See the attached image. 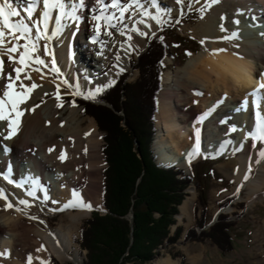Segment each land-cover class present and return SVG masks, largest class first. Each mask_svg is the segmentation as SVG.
<instances>
[{
  "label": "bare ground",
  "instance_id": "6f19581e",
  "mask_svg": "<svg viewBox=\"0 0 264 264\" xmlns=\"http://www.w3.org/2000/svg\"><path fill=\"white\" fill-rule=\"evenodd\" d=\"M206 1L202 0L197 4L202 6ZM2 2L3 0H0V3ZM110 2L111 0H105V3ZM123 2L127 0H122ZM185 2L187 0H184L183 4H186ZM11 3L22 15H27L23 11L25 0H11ZM158 6L159 12L153 9L150 3L146 4L153 15H159L161 19L163 16H168L176 20L179 18L183 5L176 4L175 0H158ZM97 8L96 0H84L83 9L77 13L80 16L79 23L64 21L63 23L68 27L57 39L49 43V49L54 50L62 73L57 83L59 92H57L56 83H51L48 77L52 73L50 68H46V73L33 70L37 66L44 69L39 65L26 68L21 73L20 81H16L17 85L22 81L26 86L35 83L38 87L32 91L27 102L21 105L25 115L22 117L18 133L10 140H3L0 135V149L6 146L11 150L7 155H0V172H5L10 166L12 179L19 180L25 176L38 178L39 184L47 189L50 200L47 204L32 200L25 195L27 186L17 188L15 185L8 184L3 176H0V188L6 190L9 200L15 202L18 199H28L32 205L23 215L12 210L8 213L0 212V215L16 214L17 217L9 227L0 226V252L7 250L9 253L8 258L0 257V264H26V258L30 254L33 256V264H39L37 257L51 264L52 259L49 254L60 262L83 263L79 249H75L73 236L82 223L90 217L92 211L63 212L57 227L50 223V218L46 219L42 216L49 211L45 210V206L49 209L59 207L58 204L51 203V200L64 203L70 199L74 189L79 191L86 202H91L94 210L103 207L101 171L105 163L102 160L103 142L100 130L93 118L82 116L81 109L77 105L72 106L73 103L69 102V97L73 95L69 96L70 94L64 92L62 88L67 86L61 81L67 79L71 84H79L80 90L84 93L94 92L96 88L112 80L116 81L119 68H123V72H126L131 66L130 59L133 54L139 49H146L150 41L154 40L159 33V25L149 20L148 23L152 25L151 30L143 25H137L142 31L148 32L147 37H140L130 31L125 36H121L116 29H108L113 32L111 37L103 35L105 31L103 21L92 19L97 13ZM114 11L116 10L109 9L108 13ZM41 12L42 5H38L34 19ZM239 12L244 14L239 15ZM55 15L57 13L53 12V16ZM132 15L139 18L135 12ZM221 17L226 19L222 20ZM252 19H254L253 22ZM235 20L240 21L239 25L233 23ZM96 23L102 25L99 39L103 41V45L92 43ZM112 23H117L118 29L125 25L130 29L132 19L129 18V13H125L123 25L117 21ZM248 23L253 26L252 29L247 26ZM221 24H224L227 32L220 31ZM263 24L264 0H221L220 3L212 4L208 8L203 19L200 18L194 25L183 29L192 32V35L199 39L200 44L205 38H209V42L202 45L200 51L192 53L183 66L173 71L168 70L164 75L163 82L166 87L159 95L160 107L157 114L159 130L153 147L156 151L155 162H158L159 166H176L185 170L208 155L213 158L229 157L230 162L226 163L224 169L226 171L233 169V177L237 182L235 193L238 188V194L247 189L249 205L264 199V162L259 165L255 163L257 157L256 152L250 147L251 140H245L246 134L255 126L257 108L254 101L259 103V110L264 116V89L260 90L259 97H248L249 104L246 111H237V109L242 107L248 93L258 89L259 78L261 74H264V35H262L264 27L261 26ZM54 27V23L50 24V31ZM231 32H238L239 38L221 43L211 42ZM127 35L132 36L131 41L127 40ZM20 43L24 41L21 40ZM44 43L45 41H40L41 51L35 55L42 56L47 62L51 57L43 56ZM129 43L133 46L131 51L128 50ZM8 46L10 47L11 44ZM101 48H103L102 53ZM206 48L209 50L226 48V53L216 56L228 54L236 57L238 54L244 58L243 60L249 61L254 68L252 85L237 89L230 83L217 82L198 62V57L202 53L209 54ZM16 56L18 57V53ZM117 56L120 57L119 62H117ZM2 59L4 61L3 75L11 74L14 77V69L21 65L9 62L7 56ZM25 74L30 75L31 79H25ZM5 82L4 79H0V93L3 91ZM17 90L23 91L19 87ZM196 91L203 95L194 94ZM57 95L60 97L59 100L56 99ZM58 104L62 106L57 107ZM37 105L34 111H28ZM205 113H208L207 118L202 124L196 125L201 130L200 151L193 154L189 161V153L195 146L193 125ZM233 126L240 130L230 131ZM7 132L6 122H0V133L6 135ZM229 141L232 143H228ZM241 144H243L242 150H237ZM257 147L261 145L258 144ZM49 148H54L55 151L49 153ZM61 152L66 154L63 162L58 159ZM250 163L252 171L249 179L245 181L244 176ZM37 195H43L39 185H37ZM195 198L196 191L191 188L190 195L181 206V213L178 216L180 222L186 217L192 219L190 209ZM3 205L4 202L0 201V208ZM41 245H44L45 251L36 252ZM154 264H179V262L168 257L159 258L154 261Z\"/></svg>",
  "mask_w": 264,
  "mask_h": 264
},
{
  "label": "trees",
  "instance_id": "16d2710c",
  "mask_svg": "<svg viewBox=\"0 0 264 264\" xmlns=\"http://www.w3.org/2000/svg\"><path fill=\"white\" fill-rule=\"evenodd\" d=\"M167 54L166 43L156 39L130 66L139 73L134 82H126L123 74L99 94L98 102L75 98L84 116L92 117L104 132L105 141L102 199L106 211L93 212L80 230V251L87 252L84 264H147L161 248L175 246L184 233L185 241H210L223 254L234 251V223L225 215H219L207 228V196L202 185L184 175L182 169L159 167L154 161L151 147L157 94L163 88L161 64ZM192 184L199 190L197 202L202 211L193 215V228L185 231L178 225L173 230ZM229 202L227 199L222 204ZM171 255L181 257L180 264H187L184 256Z\"/></svg>",
  "mask_w": 264,
  "mask_h": 264
},
{
  "label": "snow or ice",
  "instance_id": "6c2138e0",
  "mask_svg": "<svg viewBox=\"0 0 264 264\" xmlns=\"http://www.w3.org/2000/svg\"><path fill=\"white\" fill-rule=\"evenodd\" d=\"M176 4L183 5L184 0H175ZM221 0H209V2L205 5V7L197 9L200 14V18H204V13L212 6V4H218ZM98 5L97 13L93 15L92 19L94 21H103V28L105 31L103 35H107L111 37L113 32L108 29H116L119 31L121 36H125L128 31L132 33H136L140 37H147L148 32L142 31L137 25H143L145 28L151 30L152 25L148 23L149 20L154 21L158 25H162L164 22L159 15H153L152 12L148 10L146 4H151L153 9H156L159 12L158 0H127V2H123L122 0H111L110 3H105V0H96ZM193 3H200V0H188V10L191 11L193 8ZM38 5H42V12L39 16L34 19V14L36 12V8ZM84 0H25V5L23 11L27 13L26 16L22 15L20 11H18L15 6L11 3V0H3L0 3V79H4L6 82L3 85V91L0 93V122H6V127L8 132L6 135L0 133L2 135L3 140L12 139L19 131L22 123V117L25 115V110L21 109V105H24L29 99L30 94L34 89L38 87L37 84L32 83L30 86H26L21 81L19 85L16 84V81H20L21 73L25 71L26 68H30L32 65H39L44 68H50V71L56 76H61V70L57 64V60L55 57L54 50L49 49V43H51L54 39H57L63 32V30L68 27L67 24L63 23L64 21H74L76 24L79 23L80 16L77 13L83 9ZM109 9H114L116 11L108 13ZM53 12H56L57 15L53 16ZM119 13L118 15L116 13ZM135 12L138 14L139 18H136L132 15ZM125 13H129V18L132 19V26L129 29L127 25L123 28H117V23H112V21H117L119 24H124L125 21ZM170 15V10L168 11ZM239 15H243V12H239ZM183 15V11L181 12ZM221 19H226V17H221ZM181 21L176 20L175 23L179 24ZM55 25V27L50 31V24ZM234 24L239 25L240 21H233ZM102 25L100 23L94 24L95 35L92 37L93 45L100 43L103 45V41L99 39L101 35ZM221 32H227L228 30L225 28L224 24L220 25ZM264 35V33H262ZM238 32H231L229 35L221 37L217 40L211 41L216 43L226 42L233 39H238ZM23 40L24 43H20ZM45 41L43 44V56L51 57L49 61H45V59L40 55H35L36 53L41 51L40 41ZM127 40L131 41L132 36L127 35ZM15 41V43H13ZM209 42V38H205L201 41L202 45H205ZM8 44H11L9 47ZM128 50H133V46L131 43L128 44ZM209 54L212 56L219 55L221 53H226V48H219L216 50H209ZM103 52V48H101V53ZM18 53V57L16 54ZM191 55V53H188ZM7 56L9 62L18 63L21 67H17L14 69L15 76L13 77L11 74L7 76L3 75V64L4 61L2 57ZM237 59L243 60L242 56L236 54ZM117 62H119L120 57H116ZM118 66V64H117ZM37 72L41 71L40 67L33 69ZM124 71L123 68H119V73ZM25 79H31L30 75L25 74ZM43 78V73H42ZM259 87L256 91L250 92L246 95L243 100L242 107L237 109V111H246L248 109V97H259L260 90L264 89V74L260 76ZM65 86L69 89H72L73 95H80L86 100H92L93 102H98V95L107 87H111L115 80L108 82L102 87L96 88L94 92L89 91L88 93H84L80 90L79 84H71L67 79H63L61 81ZM17 87L23 89V91H18ZM57 92H59V85H56ZM194 94L203 95V93L196 91ZM48 95V93H45ZM56 99L59 100V95L56 96ZM255 103L257 111L255 113V126L254 129L249 131L245 140H251V149L256 152L255 163L259 165L261 162H264V116L261 115V111L259 110V103ZM62 105L58 104L57 107H61ZM72 106H76L73 103ZM34 106L32 109H28V111H34ZM208 113L202 114L196 124L193 125L194 128V136H195V146L192 152L189 153V161H191L192 155L196 154L200 151L201 146V130L197 127V124H202L204 120L207 118ZM240 129H237L235 126L231 128L230 131L235 132ZM228 143H232L229 141ZM260 144L261 147H257ZM243 144H241L240 148L237 150H242ZM11 150L3 146V154L7 155ZM49 153L55 151L54 148L48 149ZM86 151V150H85ZM58 159L63 162L66 159V154L61 152L58 156ZM252 171L251 163L249 168L244 176V180L247 181L249 179V175ZM12 169L9 168L5 172H0V176L7 181L8 184L15 185L17 188H24L27 186V190L25 195L32 200H38L42 204H47L50 200L48 191L44 188L43 185L39 184L38 178H32L30 176L21 177L19 180H15L11 178ZM37 185H39V190L43 193L42 196L37 195ZM242 187V186H241ZM239 193V188L237 189V195ZM0 201L4 202L2 208H0V212L8 213L9 210L14 211L17 214H26L25 210L32 205L30 204L28 199H18L15 202L9 200L8 195H6V190L4 188H0ZM51 203L58 204V208H50L49 211L52 212H67V211H93L94 207L91 202H86L80 195L79 191L72 190L71 197L64 203H60L57 200H51ZM31 219H35V217H30ZM43 223V221H41ZM45 251L44 245H41L36 252ZM8 251L5 250L0 252V257L8 258ZM39 260V264H49L48 261L41 259L39 257L36 258ZM26 264H33V256L30 254L26 258Z\"/></svg>",
  "mask_w": 264,
  "mask_h": 264
},
{
  "label": "rangeland",
  "instance_id": "374dc122",
  "mask_svg": "<svg viewBox=\"0 0 264 264\" xmlns=\"http://www.w3.org/2000/svg\"><path fill=\"white\" fill-rule=\"evenodd\" d=\"M200 2H202V0H200ZM208 2L209 0H207L206 3H204L202 6L198 5L197 3H193V8L191 11H189L187 7L188 5V0H187V2H185L186 4H183L182 6L183 15H181L180 13L179 18L176 19V20L181 21L179 24L175 23L176 20L173 18H170L168 16L162 17V20L164 23L162 25H159V28H158L159 33L154 38V40L162 39L163 42L166 43L168 47V54L166 55L167 57L163 60L161 64L162 69H163V73L161 75V78H162L161 82H162L163 88L160 91V93L157 94L158 102H159V105L157 108L158 111L160 107V96L159 95L166 87L165 83L163 82L164 75L168 72V70L173 71L177 67L183 66L186 63V61L190 58L189 57L190 55H188V53H191V54L196 53L200 51L202 48V44H200L199 39L193 36L192 32H189L183 29L185 27L194 25L200 19V14L197 11V9L205 7V5ZM247 26H249V28L251 29L253 27L249 23L247 24ZM145 50L146 49L137 50V52L134 53L130 59V65H133V63L137 60V58L141 54L144 53ZM41 71H43V73L44 72L46 73L47 69L42 68ZM123 73L127 75V79H125V81L128 83H130L131 81L134 82L139 76L138 71L134 69L133 66L130 67L126 72L119 73V76L123 75ZM48 77L51 83L53 82V83H56L57 85L59 76H56V74L51 73L50 76ZM62 89L65 90L64 92L66 94H70L69 96L73 95L72 89H69L68 87L62 88ZM73 96L69 97L70 98L69 102L75 103V105H76V102L74 100L75 98L87 101L80 95H73ZM79 108L81 109V113H82V107H79ZM158 111H157V114H158ZM157 114H156V120H155L156 127H157L156 134L159 130L158 122H157ZM82 116H84L83 113H82ZM86 117H89V116H86ZM99 133L102 137V142H103L101 146L104 147L103 146L105 145L104 132H101L100 130ZM156 134H155V137H156ZM155 137H154L151 148L154 147ZM153 150L155 151V148H153ZM0 155L4 156L3 147L0 149ZM103 158H104V155H103ZM218 158L214 159L213 157H210L209 155L203 157L199 161L194 162V164H192L188 168V170L186 171V175L192 177L194 182H199L202 185V188L206 190V196H207V202H206L207 203V215L206 217H208L207 219L208 227L207 228H209L210 225L213 224L212 222L214 221L215 215H217V213H220V215L221 214L225 215L228 218V221L234 223V227L233 229H231L232 230L231 234L235 241L233 242L234 251L228 254H223L218 249V247L210 243V241H205L203 243L192 242V241L188 242V241H185L184 238H181L180 240H178V243L175 246H168V248H161L160 253H158V255H156V257L153 260L151 259V261L147 264H154L155 260L159 258L166 259L168 257H171L172 259L178 261L180 264L182 260L181 257L174 258L171 255L173 253H177L180 256H184L187 264H264V199L262 201H256L255 204L253 205H249L247 189L243 190L241 194L237 195L234 191L235 188L237 187V182L235 181L233 177L234 176L233 169L232 170L230 169V171L228 170L226 171L224 169L225 168L224 166L226 165V163L230 162V158L229 157L226 158L223 156H220ZM104 163H105V166H104V169H105L106 167L105 160H104ZM103 171H101L102 176L104 175ZM234 173H235V170H234ZM103 184H104V176H103ZM103 184H102V198H103ZM191 186H194L195 187L194 190L196 191V198L193 201L191 209H190V215L192 219H190L189 217H186L184 218L182 222H180V220H178L179 214H177L176 216L177 225L173 227V230L178 225L179 227L183 226L185 231L188 230V228L190 227L193 228V226H195V218L193 215L196 214V211H198L197 212L198 215L202 211L201 205L197 202L199 190H197L194 184H192ZM187 193L189 196L190 190L189 192L187 191ZM227 199H230V202L223 205L222 203L225 202ZM102 203H103V199H102ZM181 206L179 207V213H181ZM45 208H46L45 209L46 211L49 209V207H46V206ZM105 211L106 209L103 203L102 208L95 209L94 211H92V213L93 212L105 213ZM92 213L90 217L87 218L83 223H85L88 219L91 218ZM63 214H64L63 212L61 213V212L48 211L47 214H43L42 216L43 218H46V219L50 218L51 219L50 223L54 227H57L59 224L58 222H60ZM131 217L132 216H130V218ZM218 218H219V215H218ZM83 223L80 229L78 230V232H76L73 236L75 249L76 248L79 249L78 251L80 252L81 257L83 258V263L81 264L86 263V260H87L86 250H83V252L80 251L81 248L78 244V242L80 241V238H79L80 230L83 226ZM197 231L200 232L199 229H197ZM49 255H50V259H52L51 264H73L72 261L60 262L59 260L54 258L52 254H49Z\"/></svg>",
  "mask_w": 264,
  "mask_h": 264
},
{
  "label": "clouds",
  "instance_id": "9594fccd",
  "mask_svg": "<svg viewBox=\"0 0 264 264\" xmlns=\"http://www.w3.org/2000/svg\"><path fill=\"white\" fill-rule=\"evenodd\" d=\"M199 64L215 80L221 84L230 83L234 88L242 89L252 85L253 65L247 60L237 59L228 54L212 56L202 53L198 57ZM17 219L16 214L0 215V226L9 227Z\"/></svg>",
  "mask_w": 264,
  "mask_h": 264
},
{
  "label": "water",
  "instance_id": "95a60500",
  "mask_svg": "<svg viewBox=\"0 0 264 264\" xmlns=\"http://www.w3.org/2000/svg\"><path fill=\"white\" fill-rule=\"evenodd\" d=\"M168 167H169V166H168ZM186 171H187V170L184 169V173H185V174H186ZM190 188H194V187L191 186ZM190 188H188V190H187L188 192H189ZM218 215H219V214L215 215L214 221L212 222L213 224L217 221V219H218ZM213 224H211V225H213ZM184 237H185V236H184ZM73 264H74V263H73Z\"/></svg>",
  "mask_w": 264,
  "mask_h": 264
}]
</instances>
